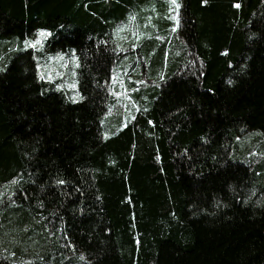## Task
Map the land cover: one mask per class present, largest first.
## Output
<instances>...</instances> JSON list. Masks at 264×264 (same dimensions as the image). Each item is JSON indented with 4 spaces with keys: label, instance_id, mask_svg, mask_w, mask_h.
<instances>
[{
    "label": "trees",
    "instance_id": "trees-1",
    "mask_svg": "<svg viewBox=\"0 0 264 264\" xmlns=\"http://www.w3.org/2000/svg\"><path fill=\"white\" fill-rule=\"evenodd\" d=\"M0 264H264V0H0Z\"/></svg>",
    "mask_w": 264,
    "mask_h": 264
},
{
    "label": "rangeland",
    "instance_id": "rangeland-1",
    "mask_svg": "<svg viewBox=\"0 0 264 264\" xmlns=\"http://www.w3.org/2000/svg\"><path fill=\"white\" fill-rule=\"evenodd\" d=\"M39 32L33 38L29 40V45L35 49H40L42 47V38L46 35H41ZM44 64L40 66V73L46 78L58 82L61 86L66 87L72 91L74 94L75 81H74V66L75 59L70 58V60L64 59L60 55L45 56L43 57Z\"/></svg>",
    "mask_w": 264,
    "mask_h": 264
},
{
    "label": "snow or ice",
    "instance_id": "snow-or-ice-1",
    "mask_svg": "<svg viewBox=\"0 0 264 264\" xmlns=\"http://www.w3.org/2000/svg\"><path fill=\"white\" fill-rule=\"evenodd\" d=\"M172 2H173V4H175L176 0H172ZM177 7H179V6L177 5ZM236 7H239V5H236ZM41 35H44V33H41Z\"/></svg>",
    "mask_w": 264,
    "mask_h": 264
}]
</instances>
